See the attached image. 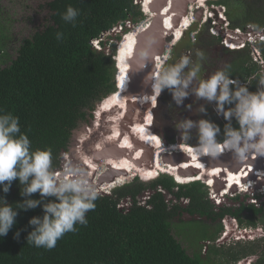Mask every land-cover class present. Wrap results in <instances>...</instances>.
<instances>
[{
	"label": "trees",
	"instance_id": "trees-1",
	"mask_svg": "<svg viewBox=\"0 0 264 264\" xmlns=\"http://www.w3.org/2000/svg\"><path fill=\"white\" fill-rule=\"evenodd\" d=\"M136 2L50 0L46 3L49 24L23 39L15 58L0 68V264H237L253 253L247 244L237 243L228 248L208 246L206 257L201 250L188 254L173 236L171 219L182 214L178 202L186 198L184 211L218 222L213 229L199 225L202 240H214L227 226L253 225L264 215V203L255 207L243 201L240 206L216 211L199 180L177 184L162 173L150 182L135 179L111 194H86L73 186L50 189L62 157L79 145L81 133L87 139L95 136L99 130L97 122L93 124L96 114V121L101 120L112 102L116 106L113 96L123 91L116 79L117 91L112 94L116 72L113 38L119 40L121 35L109 32L117 26L128 32V22L142 16ZM219 2L232 10L228 14L232 27L251 25L264 30V0ZM145 4L146 0L141 7ZM188 19L184 16L179 26ZM7 39L0 25V59L8 56L4 49ZM95 40L100 49L93 45ZM258 47L263 65L252 60L247 48L234 51L232 80L237 81L232 83V101H224L227 113L218 122L222 133L205 144H219L229 136L260 134L255 130L264 116V42ZM156 79L157 74L153 82ZM158 90L159 80L153 85L155 95ZM155 95L134 101L137 108L143 111L146 103L153 105ZM126 102L117 106L123 109ZM151 120L149 112L127 126L129 131L122 136L138 130L147 150L152 151L162 139L153 132ZM113 123L120 129L129 125L128 119L118 117ZM88 126L87 133L83 132ZM39 159L46 169L38 167ZM157 173L144 170L140 175L148 179ZM122 183L118 178L101 189ZM162 190L178 202L168 204ZM147 192L151 194L139 201ZM123 200L129 205L119 206ZM251 264H264V252Z\"/></svg>",
	"mask_w": 264,
	"mask_h": 264
},
{
	"label": "rangeland",
	"instance_id": "rangeland-1",
	"mask_svg": "<svg viewBox=\"0 0 264 264\" xmlns=\"http://www.w3.org/2000/svg\"><path fill=\"white\" fill-rule=\"evenodd\" d=\"M48 1L50 0H0V25L2 27V32L8 38L6 40L5 47H4V49H6L8 53V56L0 59V68L7 66L10 63V61L13 58H15L17 48L23 39L30 37L32 34H34L35 31L41 30L42 28H44L46 25L49 24L50 22L49 21V9L46 6V3ZM198 1L199 0H194V1L188 0L186 3V12L189 11V6L191 4L195 5L197 4ZM137 4L140 7L141 13L144 15V18H142L141 21L135 24H131L130 22H128L127 25H131V26H129L130 28L128 32L126 33L124 31H121L120 26H118L117 28L109 32L112 35H116V33L120 32L121 37L117 41V44L119 41L120 43L118 47L116 44V50H115V53L112 59L115 62V68L116 66L118 68H120V66H123L124 71L128 70V65L126 61L129 59H132V53L136 46L134 45L135 39H132L131 36L135 37L133 36L134 33H138L139 35L141 33L140 27H145L146 26L145 22H148V19H149L148 17L150 16L153 17L152 13H150V16H148V14L145 15L143 11L141 10L140 3L138 2ZM148 5H149V1L146 0V4L144 6L145 9ZM176 7L181 8V5L176 4ZM209 11L210 10H208V12ZM204 12L205 11H203V14H202L203 17H204ZM163 14L164 12H162V14L160 15L163 16ZM173 16L175 18V15ZM188 17L194 21L192 16L188 15ZM160 25L164 32L165 31L167 32L168 30L169 32H171L173 43L178 41L183 35L184 31H180L178 28H175L174 23L166 24L162 19ZM158 27H159V24H158ZM188 27H186L185 30L188 29ZM197 27L198 25L194 27L193 31L196 30ZM133 28H136V29L133 30ZM103 38H105V36H103ZM97 41H93V45L95 47L96 45L99 46V43H97ZM160 45H161L162 51L159 53V55L162 56L165 60L166 59L165 57L168 56V54L170 53L171 47L173 46L169 44L167 39L160 40ZM252 57L253 56H251V58ZM117 70H118V73H117ZM124 71H121L120 69L116 68V72L114 75V83L116 85V78H117V81L119 82V84L123 86L122 89L124 88L123 93H125L127 89V83L129 82L128 76L127 74L124 73ZM233 81H237V80L233 79ZM157 82H158V76H157V79L153 82V85ZM115 90H116V87H115ZM144 94L146 95V93ZM147 97L149 98L148 95ZM141 98L142 96L141 97H130V99H128L129 102L128 103L126 102L125 104L127 105L125 106V108L122 109L119 106H117V105H121V103H116V106H115V104L112 102V97H111L112 108L107 109L103 115V118L99 121H96L98 118L96 114V118L93 121V124L97 122V126L99 127V130L95 132V136L87 139L85 134L81 133L79 135L80 136L79 145L77 147L76 146L71 147L72 152L75 148L79 149V147L81 148L83 147L85 149L82 152L72 153V161L75 163L74 165L82 168V174L87 175L88 179H90V181L87 184H85V186H83L84 190L88 191L90 189L89 188L90 185L94 183V180L96 179L95 175L99 173L100 171L102 172L105 169H108V167L111 170L113 169L115 171H118L119 169H123V167H125L127 163L123 162L122 160H116V159H119V158H116V154L118 152L123 154L126 157V159L129 161V163H131L130 166L132 168H130V172L134 174L121 173V172L118 173L116 178H119V176L124 177L123 183L116 185L114 187L124 186L128 183L133 182L135 179H138L143 182H150L156 179L157 177H159L161 173L170 175L173 181L175 182L173 175H171L170 173L162 172L161 170L155 168L156 166L155 164H153V160L155 161L158 156H160L161 162L165 161L162 158V154L164 153V151L162 154L158 153L159 150L164 148L162 140L157 144V146L154 149H151L152 151H148L145 145V142L142 140V136H140V133H138V130H136L135 133H132L128 136H122L126 132L127 126H125L126 129L124 128L120 129V125H117L118 127L117 128L115 124L113 123V119L116 117H118L121 121L122 119H124L123 121L130 119L131 120L130 123L133 124L135 121L137 120L139 121L142 116L147 115L149 112H151V115H153V111H151L152 108H149V107L154 106V104L156 103V99L153 105L149 106L148 104L149 107L147 108L142 107L143 111H140L142 109H139L136 107L137 103L136 104H133V103L134 101H137ZM124 99L125 97L123 98L122 96L120 101H123ZM149 99H151V97ZM262 106L264 108V102ZM170 113H171L170 114L171 117H168V120L172 121L173 126L175 128L179 127L183 129L186 126H188V127H191V131L199 128L198 131L195 132L194 134L189 132L188 136L185 137L186 138L185 140L179 139L177 137L178 140H176L175 138L173 142L174 143L178 142L179 144H182V143L190 144V143H187L188 141V142H193L191 143V145H196V144L203 143L204 141L212 139L213 135L220 132L218 122L223 121L224 114L227 113V109H226V106L224 105V101H181L178 103L177 106L173 107V110ZM258 121H259V123L257 122L258 127L256 128L255 131H259V133H261L263 132L264 116L262 117V119ZM151 126L152 127L154 126V124H152V121H151ZM90 127L91 126L86 127L83 130V132L86 131L85 133H87ZM155 134L159 138L163 139L160 134L158 133H155ZM230 137L232 136L226 137V139ZM256 150H258V148H256ZM256 150H254V152H257ZM260 154H255L252 152L249 154V156L252 157V159L250 158V160L253 161L254 165H247L246 168H252L251 170L252 178H249V176H247L243 185H241L238 188L236 187L238 184L234 183L235 186L232 185L233 187H231L232 189L231 188L229 189V194H227L228 192L227 189L229 187L225 189L223 186V183H221L222 179H220L219 182L221 184L217 187L218 188L217 191L218 190L222 191L221 194L219 195L221 198V201L218 200V197L215 199L211 198V195H213V192L211 188L207 186L206 184V181H208V184L213 183V186H215L217 181H211L207 179H196L195 176H197L200 173L198 169H196L197 173H195L194 176H190V178L193 177L194 179L191 178L189 181H186V183L187 182L190 183L193 180L202 181L204 187L206 188L207 198L210 200V203L216 207L215 208L216 211H217V208L219 207L240 206L241 205L240 201H243L246 205L253 204L255 207H261V204L264 203V177L261 176V171H264V149L261 151ZM99 156H100V159H97L96 161V158ZM65 161H66V158H65ZM259 161L260 163H262L261 164L262 168H260L259 166ZM37 164L40 169L45 166V163L42 159L38 160ZM63 166L65 168L67 167L68 169L69 162L63 163ZM144 170L145 172L155 170L158 173L155 176L147 179V177H142L140 175V173H142ZM255 170H260V173H258L260 174L258 178L255 177L253 174V173H256L254 172ZM56 171L53 174L56 176V178H58L60 176H58V172ZM249 171L250 169H248V172ZM69 179H73V182H74L73 176L69 175ZM249 181H250L251 188L255 184L256 185L253 187V189L249 188V190H245L246 186H248ZM53 182H55V180ZM76 183H79V182L76 181ZM82 185L83 184L81 183V185H78L76 188L79 187L82 190L83 189L81 187ZM255 188H258V189H255ZM176 190L177 188L175 187L174 191ZM163 192L165 194V198L168 204H171V203L173 204V203L178 202L176 199L173 198V195L171 193H168L167 191H163ZM217 193L219 194V192ZM149 194L151 193L147 192V195L138 197V200L143 202V200L146 199L149 196ZM234 197H239L238 201L232 200V198ZM180 201L181 203L180 202L178 203L181 206H184L186 201L185 200H180ZM125 202H126V205H129V201H125ZM217 202L218 203L220 202V204H217ZM123 204L125 205V203ZM179 211H182V210H179ZM263 212H264V209H263ZM178 213H179L178 215L176 214L171 219V232L173 236L176 238V240H178L182 244V246L186 249L188 254H192L194 251L201 250L203 256L206 257V255L209 254L208 246H212L213 244L215 246L222 247V248L232 247L234 243L237 245L236 242H232V232L233 234L235 233L234 234L235 236L233 235V238L234 237L236 238L235 241L238 240L244 244H247L249 249L251 248L254 249L252 254L247 255L248 258L247 260L246 259L244 260L243 264H251L254 259H257L262 254V252H264V215L257 217L255 220V224L253 225H243V226H238V227H233V228L232 226H227V228L221 231L214 240H209V239L202 240L203 236L200 233H198L199 225L203 224L207 226L208 228L213 229L216 227V224H218V222L213 221L205 216L202 217L196 214L189 216L187 214H183V213L181 214L180 212ZM253 243H255L256 245L251 247ZM218 258L221 260H225L222 257L221 258L218 257ZM237 264H241V262L239 261Z\"/></svg>",
	"mask_w": 264,
	"mask_h": 264
},
{
	"label": "flooded vegetation",
	"instance_id": "flooded-vegetation-1",
	"mask_svg": "<svg viewBox=\"0 0 264 264\" xmlns=\"http://www.w3.org/2000/svg\"><path fill=\"white\" fill-rule=\"evenodd\" d=\"M219 1L220 0H201L197 2V8L194 9L193 13L195 20L190 25V27L186 31H184L182 37L174 44H172L173 47H171L170 53L163 61L161 68L157 69V73L155 72L154 74V71H152L151 73L150 79L152 81L156 74L159 80V90L158 94L156 95L157 100L154 106L150 107L153 109L154 114V116L152 117V124H154L152 130L153 132L160 134L163 138L162 140L168 142V144L169 142L174 141L175 138L176 140H178V138L185 140V137L188 136L189 132L194 134L199 129L198 128L191 131V127L188 126L183 129L179 127L175 128L172 121L168 120V117H171L170 112L173 110V107L177 106L179 102L232 101V64L235 63L237 56L234 54V50L228 49L223 44H221V38L212 34L211 31L213 27H220L219 23H221V18L218 15V11L222 6L224 7V14L228 20V14L232 13L231 9L229 11V8ZM202 2L205 3L203 7L199 5ZM176 3L177 2H175V7ZM176 9L177 12L175 14L177 15L175 17H177V23H180V20L184 16H186L188 12H186L185 9V13L182 14L180 12V7H176ZM206 10H210L213 14V17H207L206 20H203L202 14L203 11ZM142 16L144 18L143 14ZM142 16L135 17L136 21H132L130 23L135 24L141 21ZM213 18L216 19V24L212 23ZM196 25H198V27L196 28L197 33L195 34L194 39H191L190 33L193 31ZM129 26L131 25H127V29L130 28ZM113 41L116 45L118 40L113 38ZM149 60L155 61V55H151L149 57ZM152 81L150 82V84H152ZM120 97L121 96H118L117 94L114 95V101H116V103H123L124 101L129 102V100L120 101ZM131 124L132 123L126 126L130 127ZM128 127L126 131H129ZM221 133L222 132L220 131L215 135L219 136ZM187 143L191 144L193 142L187 141ZM163 145L164 147L168 146L166 145V143H163ZM74 152L78 153L80 151L75 148L72 152V149H70L68 153L62 157L60 162L61 166L58 169V171L61 172L60 176L62 177V179L60 177L56 178V181L52 185H50L51 190H57L58 187H61L64 184L65 181L63 180V177L66 174H70L77 182H79L80 184L82 183V187L90 181L87 175L82 174V168L74 165L75 163L72 161V153ZM97 159H100V156L96 158V161ZM127 161H123L127 163L125 167H123L124 173L125 170H128L127 173H130V168H132L130 166L131 163ZM65 162H69L68 169L67 167L65 168L63 166V163ZM161 163L164 165L168 164L165 161H160V164ZM171 166L174 168L177 167L173 165ZM43 168L46 169L47 167L44 166ZM157 169L161 170L160 168H158V166ZM177 170L178 169H176V171ZM112 171L113 169L111 170L108 167V169H105L102 172L100 171L99 173H97L98 175H95L96 179L94 180V183L90 185L89 189L91 195L100 193L106 194L107 191H110H103L100 190V188L105 183H112L116 180L117 175H111ZM251 175L252 173L248 175L249 178H252ZM59 178L61 180H59ZM177 180L181 182L188 181L181 178H177ZM71 182L73 184V179H71ZM225 187H228V185ZM112 191H110L109 194L112 193ZM185 201V204H187L188 199L186 198ZM185 204L184 206H181L183 208L182 213L191 216L189 213L184 211V208L187 206Z\"/></svg>",
	"mask_w": 264,
	"mask_h": 264
},
{
	"label": "water",
	"instance_id": "water-1",
	"mask_svg": "<svg viewBox=\"0 0 264 264\" xmlns=\"http://www.w3.org/2000/svg\"><path fill=\"white\" fill-rule=\"evenodd\" d=\"M137 1L143 4L144 0H137ZM169 1H172V3H170ZM186 1L187 0H177V1L176 0H154L152 1V3H150L149 8H148L149 9L148 16H150V13H153L155 16L148 17L149 18L148 22H145V25H146L145 28H143L141 33L137 35L136 37L137 42H136L135 49L132 53V59H129L127 62L128 70L126 73H127L129 82L127 83V89L125 93L127 94L128 97H141L145 95L144 93H146V95H149V96L155 95V93L153 92V81L150 79V76H151L152 71H154L155 73L157 69L161 68L162 63H160L159 67H157L154 60L150 61L149 57L151 55L159 54L162 51L160 40L167 39L169 44H171L173 40V38L171 37V32H169V30L167 32L163 31L160 24L164 17H162V15L160 14H162V12L165 13L166 12L165 8L167 7L168 9L172 8L171 10L167 12H169L170 14L176 13L177 9L175 7V2H177L176 4L181 5L180 12L184 14L185 9H186L185 8ZM168 2H169V5H168ZM142 11L145 15L147 14L144 8H142ZM176 18L177 17L174 18V26L175 28H178L180 23H177ZM158 24H159V27H158ZM134 29L136 28H133V30ZM119 43L120 41L118 42L117 47L119 46ZM117 73H118V70H117ZM151 81H152V84H150ZM115 87H116V90L114 92L117 91V87H118L117 83ZM133 104H136V102H134ZM147 104L148 103L145 104L146 108L150 106V105L148 106ZM151 111H153V109ZM153 116L154 114L152 115V117ZM123 120L124 119H122V121ZM151 121L153 122V120ZM130 122L131 120L129 119L128 123L130 124ZM232 137H237V136H232ZM242 137H245V136H242ZM162 141L163 143H166V145L168 146L174 143L173 141H171L168 144V142L164 140ZM223 141L224 140L218 143H222ZM203 143H207V142H203ZM203 143H199L196 145H191V144H188V145H191L190 147H197ZM261 149L256 150L257 152H254V153L259 154ZM191 157H192L191 153L179 152V151L177 152L169 151V152H164L162 154V158L166 161V163H170L173 166H177L181 162H186V161L189 162ZM202 160L205 163V165L208 166V169H211L213 167H220L221 169L228 170L234 173H239V171H241L243 167L246 165H254V163L250 160L249 156L246 155L244 157L243 155L239 153V151H237V149H233V150L227 151L226 153H222V154H215L213 156H205L202 158ZM175 172H177L181 176H188V175L192 176L195 173H197L196 169H187V168H181ZM118 173L120 172L113 170L111 175H118ZM222 176H225V175L222 174ZM224 178H227V177L225 176ZM245 179L246 178L243 179V182L245 181ZM216 181H217V178H216ZM223 182L224 181L222 180L221 183ZM221 183L217 181L215 185V189ZM223 184H226V183H223ZM83 191L86 194H91L89 191H85V190Z\"/></svg>",
	"mask_w": 264,
	"mask_h": 264
},
{
	"label": "bare ground",
	"instance_id": "bare-ground-1",
	"mask_svg": "<svg viewBox=\"0 0 264 264\" xmlns=\"http://www.w3.org/2000/svg\"><path fill=\"white\" fill-rule=\"evenodd\" d=\"M199 1H201V0H199ZM169 2H168V5H169ZM150 3H152V1ZM150 3H149V5H150ZM170 3H172V2H170ZM149 5L146 7V9L149 7ZM146 9L144 8L145 11H146ZM171 9H168V7H167V9H165L166 12L162 16V17H164L163 21L166 24L174 23V16L173 15L176 16V14H174V13L170 14L169 12H167ZM146 13L148 14L149 12L146 11ZM152 16L154 17L155 15L152 13ZM170 20H172V21H170ZM192 22H193V20L191 18H189L188 21L186 23H184L183 25L179 26L178 29L180 31H185V28L188 27ZM143 28H145V27H140V31H142ZM137 35H138V33H134L133 36H135V37L131 36L132 39H135L134 45H136V42H137V38H136ZM172 44H174L173 40L171 42V45ZM155 57L156 58H155L154 62L156 63V66L159 67L160 63H163L164 58L162 56H160L159 54H155ZM127 62H128V60L126 61V63ZM116 68L120 69L117 66H116ZM123 91H124V88H123ZM123 91H122V93H123ZM122 93H121V95H119V96H121L120 98H122V96H123V98L125 97L124 100L130 99V97H127L126 93H123L124 95ZM260 140L264 144V132H262L260 134H252V135L245 136V137H230V138L225 139L222 143H219V144H211V143L205 144L204 143V144H201L197 147H190L191 145L183 144V143L179 144L178 142H175V143H173V145L170 144V146L164 147L163 149L159 150L158 153L162 154L163 151L164 152H169V151H172V152H175V151L176 152L177 151L188 152V153L192 154V157H191L192 159L190 158L189 162H187V161L183 162V163L181 162L182 164H180L174 168L169 164H166V165H164L162 163L160 164V156H158L155 161L153 160V164H155V166H156L155 168H157V166H158V168H160L163 172L175 175L176 179L177 178H181L184 180H190L191 179L190 175L188 177L179 175L177 172H175L176 169H178V170L181 168L198 169V171L200 173L197 176H195L196 179H207V180H211V181H216V178H217V181H220V179H222L224 181V183H226L225 185H223L225 189H227L228 187L231 188V187L235 186L234 183L239 185V186L238 185L236 186L238 188L241 185H243V183H244L243 179L251 173V172L250 173L248 172L249 168H246L247 165L244 166L243 169L241 171H239V173L230 172L228 170L221 169L220 167H213L211 169H208V166L205 165L202 158L205 156H213L215 154L226 153L227 151H230L233 149H237V151H239V153L241 155H243L244 157L246 155L249 156V154L251 152H254V150H256V148H257L256 145L261 144ZM257 142H259V143H257ZM241 144H243V145H241ZM251 149H252V151H250ZM108 152H109V150H108ZM116 158H119L120 160H123V161H127L126 157L119 152L116 154ZM261 164L262 163H260V161H259L260 168H262ZM118 172L124 173V169H119ZM127 172H128V170H125V173H127ZM247 172H248V174H246ZM129 174H134V173L130 172ZM222 174L225 175L227 178H224L225 176H222ZM119 178H121L122 180L124 179V177H122V176H119ZM116 179H118V178H116ZM107 184H110V183H107ZM227 185H228V187H225ZM102 186H101V188H102ZM101 188H100V190H103Z\"/></svg>",
	"mask_w": 264,
	"mask_h": 264
},
{
	"label": "built area",
	"instance_id": "built-area-1",
	"mask_svg": "<svg viewBox=\"0 0 264 264\" xmlns=\"http://www.w3.org/2000/svg\"><path fill=\"white\" fill-rule=\"evenodd\" d=\"M197 8V4L195 5H190L189 6V11H188V15L192 16L193 18V13H194V9ZM206 10L204 12V17L203 20H206L207 17H213L212 12ZM224 7L222 6L219 11H218V15L221 18V23L220 27H213L212 28V34H214L215 36H219L221 38V44H223L226 48L231 49V50H242V49H248L250 52V55L253 56L252 60L258 64L263 65V58L260 52V49L258 47V43L259 42H264V30H256L253 26L251 25H246L243 27H232L230 21L226 18L225 14H224ZM213 24H216L217 21L216 19L213 18L212 20ZM197 33V30H194L190 33V38L194 39L195 34ZM97 41V40H95ZM98 43V41H97ZM96 48L100 49V46L96 45ZM69 175L70 174H66L63 177V180L65 181L64 184L61 187H58L57 190L61 189L62 187H67V179L69 180ZM56 178V176H55ZM65 178V179H64ZM59 180H61L59 178ZM56 181V179H55ZM218 197V200L221 201V198L219 195L213 193V195H211L212 199H215ZM127 201V200H126ZM122 204H120L119 206H125L126 202H124V200L121 202ZM125 203V205L123 204ZM217 204H220V202ZM235 234V233H234ZM233 232H232V242L235 241V237L233 238ZM235 236V235H234Z\"/></svg>",
	"mask_w": 264,
	"mask_h": 264
},
{
	"label": "clouds",
	"instance_id": "clouds-1",
	"mask_svg": "<svg viewBox=\"0 0 264 264\" xmlns=\"http://www.w3.org/2000/svg\"><path fill=\"white\" fill-rule=\"evenodd\" d=\"M207 1H208V0H207ZM141 9H142V7H141ZM193 19H194V16H193ZM194 20H195V19H194ZM192 23H193V22H192ZM192 23H191V24H192ZM189 27H190V26H189ZM189 27H188V28H189ZM186 30H187V29H186ZM186 30H185V31H186ZM235 51H236V50H235ZM234 82H235V81L232 80V83H234ZM261 144H262V145H261ZM261 144H260V145H256V147H257L258 149H261V148H262V149H261V151H262V150L264 149V144H263L262 142H261ZM252 149H253V148H252ZM252 149H251V151H252ZM261 151H260V153H261ZM249 152H250V151H249ZM252 153H254V152H252ZM260 153H259V154H260ZM260 155H261V154H260ZM250 158L252 159V157H250ZM249 169H250L249 172H251L252 168H249ZM57 172H58V176H60V173H61V172H60V171H57ZM254 172H256V173H253L254 176H256V177H258V176L260 175V174H258V173H260V170H255ZM161 174H162V173H161ZM246 174H248V172H247ZM171 175H173V174H171ZM188 176H189V175H188ZM192 176H194V175H192ZM261 176L264 177V171H261ZM246 177H247V176H246ZM246 177H245V178H246ZM60 178L62 179L61 176H60ZM173 178H174V180H175V182H176L177 184H183V183L187 184V183H188V182L186 183V181H185V182L178 181L174 175H173ZM191 178L194 179L193 177H191ZM193 181H194V180H193ZM223 183H224V182H223ZM206 184H207V186H209V187L211 188V190H212L213 193H215V194H217V195H220V194H221L222 191H221V190H220V191H219V190L217 191L218 188L215 189V186H213V183L208 184V181H206ZM78 185H81V184L76 183V180H75V179H74L73 184H72V182H71V179L67 180V187H69V186L77 187ZM215 185H216V184H215ZM223 185H224V184H223ZM67 187H66V188H67ZM81 187H82V186H81ZM82 188H83V187H82ZM89 188H90V187H89ZM115 188H116V187H113V188L108 189V190L112 191V190L115 189ZM249 188L252 189V188H251V185H250V181L248 182V186H246L245 190H249ZM229 189H230V188L227 189V191H228L227 194H229ZM76 190L78 191V189H76ZM82 190H84V188H83ZM245 190H244V191H245ZM85 191H86V190H85ZM88 191H89V190H88ZM104 191H107V190H104ZM110 191H107L106 194H109ZM217 192H219V194H218ZM101 194H104V193H101ZM110 194H111V193H110ZM226 196H227V195H226ZM182 200H185V199H182ZM232 228H233V226H232ZM234 242H236V243H242V242H240V241H238V240H237V241H234ZM233 245H236V244L234 243ZM247 258H248V256L245 257V258H243V259H241V260H240L241 264H243V263H244V260H245V259L247 260Z\"/></svg>",
	"mask_w": 264,
	"mask_h": 264
}]
</instances>
